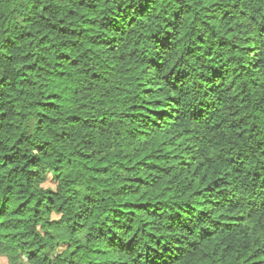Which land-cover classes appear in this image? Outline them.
I'll return each mask as SVG.
<instances>
[{
	"label": "clouds",
	"instance_id": "clouds-1",
	"mask_svg": "<svg viewBox=\"0 0 264 264\" xmlns=\"http://www.w3.org/2000/svg\"><path fill=\"white\" fill-rule=\"evenodd\" d=\"M0 264H264V0H0Z\"/></svg>",
	"mask_w": 264,
	"mask_h": 264
}]
</instances>
